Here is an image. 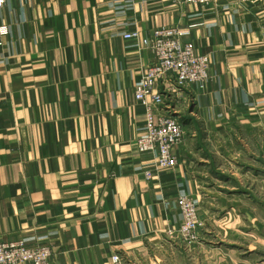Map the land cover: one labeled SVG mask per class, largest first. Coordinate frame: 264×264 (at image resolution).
Listing matches in <instances>:
<instances>
[{
	"label": "crops",
	"instance_id": "0c3cea01",
	"mask_svg": "<svg viewBox=\"0 0 264 264\" xmlns=\"http://www.w3.org/2000/svg\"><path fill=\"white\" fill-rule=\"evenodd\" d=\"M2 27L0 243L48 246L52 264H264V0H8ZM167 27L211 68L204 90L160 85L186 136L157 170L135 90L143 40ZM183 196L203 223L192 247Z\"/></svg>",
	"mask_w": 264,
	"mask_h": 264
},
{
	"label": "built area",
	"instance_id": "2783aa9c",
	"mask_svg": "<svg viewBox=\"0 0 264 264\" xmlns=\"http://www.w3.org/2000/svg\"><path fill=\"white\" fill-rule=\"evenodd\" d=\"M8 0H0L2 11ZM156 1V0H144ZM181 5L210 7L215 0H172ZM8 28H0L1 36L8 34ZM189 29L167 27L154 31L151 38L142 44L154 54V63L142 75L135 90V99L146 109L145 133L138 140L139 153L156 154V169L170 170L177 166L176 149L183 144L186 130L180 119L166 106V96L160 85L172 77L177 89L197 86L206 89L210 80L211 61L208 56L199 55L195 44L188 39ZM126 39H139L138 32L125 35ZM147 180L152 172L146 171ZM181 225L178 236L188 247L201 241L203 223L197 205L190 196L180 199ZM52 251L48 246L28 247L24 241L0 243V264H52ZM113 264H126L119 255L112 257Z\"/></svg>",
	"mask_w": 264,
	"mask_h": 264
}]
</instances>
